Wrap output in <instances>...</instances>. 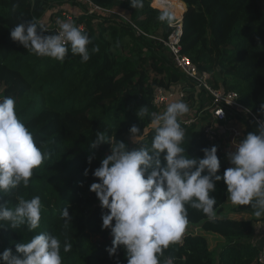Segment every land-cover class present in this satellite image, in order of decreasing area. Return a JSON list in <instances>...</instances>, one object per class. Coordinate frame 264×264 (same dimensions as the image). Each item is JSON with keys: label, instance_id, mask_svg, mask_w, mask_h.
Returning <instances> with one entry per match:
<instances>
[{"label": "trees", "instance_id": "obj_1", "mask_svg": "<svg viewBox=\"0 0 264 264\" xmlns=\"http://www.w3.org/2000/svg\"><path fill=\"white\" fill-rule=\"evenodd\" d=\"M92 1L125 14L147 36L160 29L158 35L163 39L171 28L157 19L160 12L171 11L175 19L183 14L181 53L211 75L212 87L236 92L239 103L264 121L260 111L264 104L262 0H179L178 5H173L174 0H153L152 6L159 10L151 8L152 0H144L142 9L132 8L129 0ZM58 6L53 0H0V97L15 99L18 118L32 131L37 146L49 154L33 170L29 185L16 190L26 199L40 196V227L32 231L26 225L11 229L7 222H0L4 227L0 228V253L10 248L19 255L17 244L45 231L57 236L62 248L65 240L73 244L67 253L61 248L63 264H127L122 247L113 257L106 251L112 237L108 229H102L101 215L107 210L89 190L93 182H98L92 171L110 154L109 145L93 149L90 144L98 131H107L130 149L150 144V118L140 119L139 108L146 105L149 112H159L152 103L156 87L167 90L173 84L186 83L193 88V84L174 67L171 54L161 42L136 36L133 27L117 17L79 16L92 41L89 50L99 48L87 62H81V57L70 50L62 62L41 57L10 38L17 23L31 20L46 30L42 34L54 33L48 20L57 14L54 10ZM69 12L79 11L72 8ZM37 31L40 33L39 28ZM200 105L198 112L203 110ZM204 113L199 122L185 129L182 147L190 157L202 158L201 149L217 146L221 159L218 174H222L230 167L228 152L219 139L211 144L205 138L203 126L211 122L209 112ZM234 118L244 127L245 136L258 126L249 118ZM133 124L144 130V141L139 144L130 142L129 128ZM93 154L88 164L87 157ZM85 168L89 169L87 176L83 174ZM215 188L210 193L217 200L215 218L187 206L189 223L182 241L164 251L161 264L168 256L175 257V264H264L258 261L260 248L250 242L254 220H235L224 214L226 185L221 180ZM4 200L8 207L16 204L14 196L6 195ZM66 206L72 220L64 228L60 210ZM246 212L253 214L254 210L250 205H236L231 213Z\"/></svg>", "mask_w": 264, "mask_h": 264}, {"label": "clouds", "instance_id": "obj_2", "mask_svg": "<svg viewBox=\"0 0 264 264\" xmlns=\"http://www.w3.org/2000/svg\"><path fill=\"white\" fill-rule=\"evenodd\" d=\"M129 4L142 9L144 0H129ZM157 19L171 25L175 15L164 10ZM57 24V32L44 35L46 30L38 22H20L10 31V38L38 56L61 62L69 50L78 54L81 62L99 52L97 46L89 50L90 37L74 22L58 20ZM189 111L183 100L169 103L162 112H149L146 105L141 106L137 116L150 118L153 135L150 144L138 148L130 149L107 131H98L91 142L93 149L109 145L110 154L92 171L98 182H93L89 190L107 210L101 215V227L112 237L111 247L106 249L110 257L122 247L127 264H161L164 251L182 241L189 223L187 206L215 218L217 200L210 193L216 191L215 184L221 180L227 199L234 205H250L256 218L264 217V121L237 142L235 150L226 153L230 167L218 174L221 159L217 146L201 149L202 158L190 157L182 147L185 129L180 118ZM260 111L264 113V104ZM129 133L132 143L144 141V130L137 125L133 124ZM48 158L49 154L37 146L32 131L18 118L15 99L0 97V222H7L11 229L26 225L32 231L40 227V196L26 199L16 190L26 188L33 170ZM93 159L94 154L87 157V163ZM88 172L85 168L83 174L87 176ZM6 195L14 196L15 206L8 207ZM60 217L67 228L72 220L67 206L60 210ZM61 248L57 236L40 231L30 241L15 246L19 255L10 248L0 253V264H63ZM72 248L73 244L65 240L63 252ZM163 264H175V257H166Z\"/></svg>", "mask_w": 264, "mask_h": 264}, {"label": "built area", "instance_id": "obj_3", "mask_svg": "<svg viewBox=\"0 0 264 264\" xmlns=\"http://www.w3.org/2000/svg\"><path fill=\"white\" fill-rule=\"evenodd\" d=\"M55 4H68L76 7L79 11L78 14L71 13L69 11L57 7V14L53 19V32L59 30L57 24L58 20L72 21L77 26L81 27L85 31V25L82 22H79V16H91V15H101V16H113L124 20L126 23L130 24L136 36H147L142 32L130 19H128L124 14L118 10H112L108 8H102L94 4L92 0H53ZM154 8V6H153ZM168 27L171 28V32L166 37L155 38L153 36H147L151 39H155L163 44L165 48L168 49L169 53L172 56L174 67L182 73L185 78L193 84V88L186 85V83H177L171 85L167 90L163 88L156 87L153 91V106H155L158 111L163 109L166 104H168L173 98L177 97L178 100H183L187 97L188 90H193V92L198 93L203 91L206 93V96L210 98L209 106H206L204 111L209 112V119L211 122H216L217 124L223 126L225 131L228 132L232 141L229 142L235 148L237 142L242 140L245 137L244 127H237L238 119L234 116H243L255 121L258 125L261 119L256 118L245 106L239 103L238 94L234 91H224L222 89L214 88L211 85V75L206 71H201L198 67L193 64L189 58L181 53V36H182V18L175 19V22L171 25L168 24ZM201 113V112H200ZM199 116V115H198ZM234 119H230V118ZM200 118L197 120L195 116L188 117L187 119H180L181 126L186 129L192 124L199 122ZM205 138L210 143H215L217 141V134L212 128L203 129ZM258 261L260 263L264 262V255L260 254Z\"/></svg>", "mask_w": 264, "mask_h": 264}, {"label": "crops", "instance_id": "obj_4", "mask_svg": "<svg viewBox=\"0 0 264 264\" xmlns=\"http://www.w3.org/2000/svg\"><path fill=\"white\" fill-rule=\"evenodd\" d=\"M74 9H75V11H77L78 12V9L76 8V7H74ZM79 13V12H78ZM77 13V14H78ZM123 14V13H122ZM125 15V14H124ZM153 37H155V38H161L158 34L156 35V34H154L153 35ZM178 100V98L177 97H175V98H173L169 103H171V102H174V101H177ZM168 103V104H169ZM168 104H166L165 105V107L164 108H166V106L168 105ZM206 107H204L203 108V110L202 111H204V109H205ZM165 110V109H164ZM163 110V111H164ZM196 110H198V109H196ZM162 111V110H161ZM194 114V112H190L189 114L191 115V114ZM192 114V115H193ZM188 115V114H187ZM190 115H188L189 117H190ZM196 115V114H195ZM195 115H193V116H195ZM182 118H185V117H181L180 119H182ZM188 118V117H187ZM211 122V121H210ZM212 128L214 131H215V133L217 134V139H219L220 141H221V144H223V146L224 147H229L228 146V144H230L229 143V140H226L227 138L225 137V133H226V131H225V128L223 127V126H221V125H219V124H217L216 122H211L210 123V125H207V124H205L204 126H203V129H205V128ZM225 140V142H222V141H224ZM230 146H232L233 147V145L232 144H230ZM235 149V148H234ZM227 201H228V199H227ZM226 201V202H227ZM236 205H234V206H232V207H230L229 209H226L225 207H224V214L225 213H227L228 214V216L230 217V218H232V219H235V220H248V219H253L254 221H253V235H252V238H251V240H250V242H251V244L253 245V246H258L259 248H260V253H259V255L260 254H263L264 255V217H261V218H256L255 216H254V214H251V213H248V212H246V213H241V214H237V213H234V214H237V215H230L231 214V212H232V210H233V208L235 207Z\"/></svg>", "mask_w": 264, "mask_h": 264}, {"label": "rangeland", "instance_id": "obj_5", "mask_svg": "<svg viewBox=\"0 0 264 264\" xmlns=\"http://www.w3.org/2000/svg\"><path fill=\"white\" fill-rule=\"evenodd\" d=\"M178 3H179V0H174L173 1V5H178ZM262 4H263V6H264V0H262ZM151 6H152V1H151ZM59 7H61V9H63V10H66V11H72V7L73 6H70V5H68V4H63V3H61L60 4V6ZM153 7V6H152ZM151 7V8H152ZM184 10H185V8H184ZM183 12V11H182ZM55 16L56 15H53V19L55 18ZM51 18V19H52ZM51 19H49L48 20V24L49 25H53V22L51 21ZM45 24H47V21L45 22ZM95 24V23H94ZM53 28H54V26H53ZM158 33H160V29H158V31L155 33L156 35L158 34ZM218 83H220V81H218ZM190 94V95H189ZM183 101L184 102H186L188 105H189V108H190V111L187 113L188 115H190L189 113L190 112H194V114L193 115H195V117H196V119L198 120L200 117H202V116H204L205 115V113L204 112H202L201 111V113L200 112H198L199 111V109L201 108V105L200 104H202V108H204V107H206V106H209V99L207 98V96L206 95H201V94H199V93H195V92H190V93H188L187 94V97H185L184 99H183ZM200 103V104H199ZM165 108H163V109H160L159 110V112H162L163 110H164ZM196 109H198V110H196ZM162 110V111H161ZM187 114H185L183 117H185V118H182L183 120L184 119H187V117H189ZM190 115V117H192L193 115ZM199 115V116H198ZM236 126L237 127H241V123L240 122H238V124H236ZM225 137L227 138L226 140H229V142H231L232 141V139H231V137L229 136V134H228V132L226 131V133H225ZM130 142H131V144H134V143H132V141H131V139H130ZM222 142H225V140L224 141H222ZM139 144V143H138ZM228 146L229 147H225V149L227 150V152H229V151H232V150H235L234 149V146L232 147V146H230V144H228ZM229 164V163H228ZM230 165V164H229ZM232 206H234V204L228 199V201L224 204V207L226 208V209H229L230 207H232ZM225 214H227V213H225ZM231 216L233 215H237V214H234V213H231L230 214Z\"/></svg>", "mask_w": 264, "mask_h": 264}, {"label": "water", "instance_id": "obj_6", "mask_svg": "<svg viewBox=\"0 0 264 264\" xmlns=\"http://www.w3.org/2000/svg\"><path fill=\"white\" fill-rule=\"evenodd\" d=\"M185 10H186V8H185ZM185 12V11H184Z\"/></svg>", "mask_w": 264, "mask_h": 264}]
</instances>
